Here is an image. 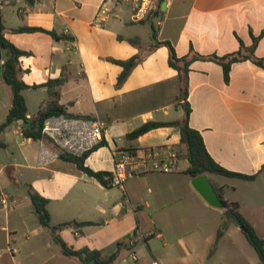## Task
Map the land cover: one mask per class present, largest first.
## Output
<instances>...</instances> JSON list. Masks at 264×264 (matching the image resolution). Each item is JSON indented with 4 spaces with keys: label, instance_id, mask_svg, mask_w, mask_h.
I'll return each instance as SVG.
<instances>
[{
    "label": "crops",
    "instance_id": "1",
    "mask_svg": "<svg viewBox=\"0 0 264 264\" xmlns=\"http://www.w3.org/2000/svg\"><path fill=\"white\" fill-rule=\"evenodd\" d=\"M104 2L38 0L31 6L25 0H0V7L2 11L4 3L18 5L15 27L6 24L3 12L2 18L6 38L30 54L20 58L19 78L32 86L66 76L60 103L70 118L99 120L104 126L106 145L94 151L86 165L113 173L120 152L155 150L164 157L186 149L175 126L127 139L147 122H178L185 115L170 50L157 42H170L180 58L222 57L261 37L256 55L264 58V0H167L152 20L149 15L134 17L128 6L110 0L105 21L96 26ZM21 27L55 31L61 39L11 31ZM136 56L138 64L119 85L123 67L115 61ZM4 57L3 50L0 109L9 114L13 94L2 79ZM22 94L31 119L50 101L47 88ZM38 95L42 99L32 115L30 102ZM188 102L190 126L202 134L214 160L229 171L256 176L246 181L209 175L224 188L227 201L240 204L241 214L264 238V69L251 61L236 63L227 83L221 65L195 61ZM22 127L19 121L5 131L10 139L12 134L21 139L14 140L18 156L14 152L4 159L0 154V264H81L63 255L54 235L40 224L29 186L49 200L53 226L94 224L78 233L73 227L62 229L59 235L69 247L98 250L105 258L118 253L114 264H262L240 227L195 190L194 178L185 173V157L179 158L176 172L142 173L122 188H107L73 163L54 159L41 165V142L24 138ZM5 144L8 153L12 146ZM221 229L225 233L217 242Z\"/></svg>",
    "mask_w": 264,
    "mask_h": 264
},
{
    "label": "trees",
    "instance_id": "2",
    "mask_svg": "<svg viewBox=\"0 0 264 264\" xmlns=\"http://www.w3.org/2000/svg\"><path fill=\"white\" fill-rule=\"evenodd\" d=\"M27 4L33 6L38 0H25ZM154 13L149 14V19L152 20ZM152 38L154 41L157 40V31L155 25L152 24ZM7 28L3 22L2 11L0 7V46L4 50V64L1 66L2 69V79L6 85H8L12 90V107L6 120L0 125V148H6L7 145L1 141V135L14 123L22 121V135L26 139H32L34 141H40L44 139L42 130L44 128L47 119L53 116L65 115L67 117H72L67 111L66 107L60 103L62 88L65 85L67 78L66 76H61L60 78L51 79L48 82L41 85H27L19 78V65L20 58L23 56L30 55L13 43H11L5 36ZM13 33H35L42 32L51 35L54 39L60 40L61 37L57 35L55 31L45 30L43 28L37 27H21L19 29H12ZM261 37L253 38V45L246 47L243 43L238 52L229 54L226 56H202L199 54H193L191 56L178 57L175 49L170 42H157L159 45H165L170 50V66L178 72L179 80L181 83V93L183 108L185 115L182 121L178 122H147L132 133L127 135V139L136 140L139 137L153 131L156 129L164 127H179L181 129V144L185 146V151H178L179 158L185 157L189 161V167L185 171L187 175L192 178H197L204 175H216L227 178L241 179L246 181H254L256 179L255 175H245L241 173H236L227 170L221 166L214 158L210 155L207 150L205 141L202 134L190 126V116L192 113V108L188 102L189 98V73L191 65L198 60L215 62L222 66L224 72V78L227 83L230 82V74L234 64L251 61L258 67L264 69V58L258 57L256 55L257 45ZM140 57L136 56L128 61H115L117 64L123 67V72L118 78V84L122 85L127 78L130 76L132 70L136 67L139 62ZM47 88L50 101L45 107H42L37 116L34 118L28 117V108L25 97L23 96V91L27 89H38ZM106 145L105 141L96 146L89 152H86L82 156H75L65 152L60 153V159L65 162L73 163L77 166L79 170L84 172L91 178H94L99 183L107 188L113 187L111 182L106 178H111L112 173L109 172H96L86 165L87 158L97 149ZM264 169V166H263ZM213 183V182H212ZM215 191L218 193L220 199L226 204L227 209L232 210L240 219L241 224L245 226V234L249 244L253 247L257 253L260 261L264 264V238H262L256 228L241 214L240 204L229 202L225 199L224 188H220L213 183ZM28 194L33 204L35 214L37 215L40 224L47 230H49L53 235L55 242L60 246L63 255L73 258L79 261L81 264H114L118 257V253L105 258L101 251L90 250L89 248H83L80 250H75L69 247L59 235L60 231L64 228L73 227L74 231L78 233L79 229L94 225L91 222H68L63 223L58 226H53L51 224V214L48 210L49 200L41 196L37 191L33 189L32 186L28 187ZM233 222V221H232ZM225 231L223 229L218 231L217 242L224 236ZM119 246H122L119 244Z\"/></svg>",
    "mask_w": 264,
    "mask_h": 264
},
{
    "label": "built area",
    "instance_id": "3",
    "mask_svg": "<svg viewBox=\"0 0 264 264\" xmlns=\"http://www.w3.org/2000/svg\"><path fill=\"white\" fill-rule=\"evenodd\" d=\"M105 0L100 8L94 24L101 26L105 21L107 4ZM118 5L128 6L134 17L146 16L158 10L160 4L167 0H114ZM44 136L41 142L39 162L41 165L60 159V153L65 152L75 156H82L101 144L104 137V126L99 120L85 118H70L65 115L53 116L46 120L42 130ZM115 170L111 178H106L113 187H123L127 180L138 174L149 172L170 173L179 168L178 153L172 152L162 156L155 150H146L142 153L134 150L120 152L115 162ZM134 240L130 241V245ZM153 264H159L154 262Z\"/></svg>",
    "mask_w": 264,
    "mask_h": 264
},
{
    "label": "rangeland",
    "instance_id": "4",
    "mask_svg": "<svg viewBox=\"0 0 264 264\" xmlns=\"http://www.w3.org/2000/svg\"><path fill=\"white\" fill-rule=\"evenodd\" d=\"M2 12L4 15V19L6 21V24L10 27H15L18 23V5H14L11 3L10 4L4 3L2 6ZM8 88H9V90H11L10 87H8ZM11 93H12V91H11ZM45 97L48 98V95H45ZM41 99H42L41 95H38L37 98L34 96V100H32L30 102L31 103L30 104L31 105L30 106V112L32 113V115L37 114L38 103H40L39 101ZM7 115H8V112H6L3 108L0 109V125L6 120ZM6 132L2 135L1 139L3 142H5L7 144L9 143L12 147L8 151V153H6L5 148L0 149V154L3 156L4 159H6L7 156L13 157L14 152L18 156V149H17L16 142L14 140L16 139L18 141H21V139H18V137L15 136L14 134H12L13 136H11V139H10L9 136H6V134H7Z\"/></svg>",
    "mask_w": 264,
    "mask_h": 264
},
{
    "label": "water",
    "instance_id": "5",
    "mask_svg": "<svg viewBox=\"0 0 264 264\" xmlns=\"http://www.w3.org/2000/svg\"><path fill=\"white\" fill-rule=\"evenodd\" d=\"M3 63V49L0 46V64ZM192 185L201 197L212 207L224 210V215L227 220L233 221L242 231H245V226L241 224L239 217L230 209H227L226 204L220 199L215 191L209 175L200 176L192 180Z\"/></svg>",
    "mask_w": 264,
    "mask_h": 264
}]
</instances>
